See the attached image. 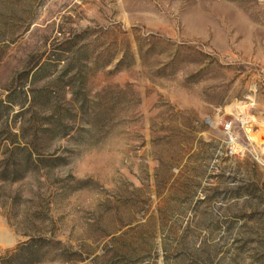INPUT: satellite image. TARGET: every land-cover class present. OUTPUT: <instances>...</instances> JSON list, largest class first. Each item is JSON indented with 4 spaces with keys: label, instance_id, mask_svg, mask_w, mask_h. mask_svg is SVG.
<instances>
[{
    "label": "rangeland",
    "instance_id": "1",
    "mask_svg": "<svg viewBox=\"0 0 264 264\" xmlns=\"http://www.w3.org/2000/svg\"><path fill=\"white\" fill-rule=\"evenodd\" d=\"M242 120L264 0H0V264H264Z\"/></svg>",
    "mask_w": 264,
    "mask_h": 264
},
{
    "label": "bare ground",
    "instance_id": "2",
    "mask_svg": "<svg viewBox=\"0 0 264 264\" xmlns=\"http://www.w3.org/2000/svg\"><path fill=\"white\" fill-rule=\"evenodd\" d=\"M243 121V126H244V130L247 133L248 138L256 143V145L258 146V144H262L260 142H258V139L260 140H264V125H253V124H249L248 122H245L246 120H242ZM256 127V129H255ZM263 145V144H262ZM260 147V146H258Z\"/></svg>",
    "mask_w": 264,
    "mask_h": 264
},
{
    "label": "built area",
    "instance_id": "3",
    "mask_svg": "<svg viewBox=\"0 0 264 264\" xmlns=\"http://www.w3.org/2000/svg\"><path fill=\"white\" fill-rule=\"evenodd\" d=\"M230 129H231V123L225 125V130H226L227 132H229ZM246 136H247V133H246ZM247 137H248V136H247ZM251 143H252L253 145H255L256 147H258V146L256 145V143H254V142H252V141H251ZM262 149H263V151H264V147H263ZM252 156H253V158H254L256 161H258V162L260 161V159L258 158V156H257V154H256L255 152H252Z\"/></svg>",
    "mask_w": 264,
    "mask_h": 264
},
{
    "label": "trees",
    "instance_id": "4",
    "mask_svg": "<svg viewBox=\"0 0 264 264\" xmlns=\"http://www.w3.org/2000/svg\"><path fill=\"white\" fill-rule=\"evenodd\" d=\"M8 262H11V261H8Z\"/></svg>",
    "mask_w": 264,
    "mask_h": 264
}]
</instances>
